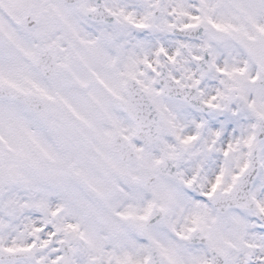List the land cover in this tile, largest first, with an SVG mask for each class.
<instances>
[{"label":"snow or ice","instance_id":"obj_1","mask_svg":"<svg viewBox=\"0 0 264 264\" xmlns=\"http://www.w3.org/2000/svg\"><path fill=\"white\" fill-rule=\"evenodd\" d=\"M0 264H264V0H0Z\"/></svg>","mask_w":264,"mask_h":264}]
</instances>
